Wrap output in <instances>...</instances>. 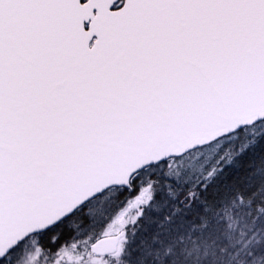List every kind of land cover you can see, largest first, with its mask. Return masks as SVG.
<instances>
[{"label":"snow or ice","instance_id":"6c2138e0","mask_svg":"<svg viewBox=\"0 0 264 264\" xmlns=\"http://www.w3.org/2000/svg\"><path fill=\"white\" fill-rule=\"evenodd\" d=\"M0 264H264V0H0Z\"/></svg>","mask_w":264,"mask_h":264}]
</instances>
